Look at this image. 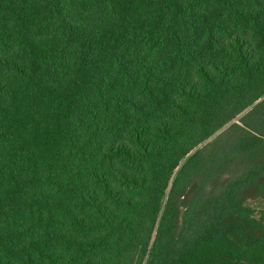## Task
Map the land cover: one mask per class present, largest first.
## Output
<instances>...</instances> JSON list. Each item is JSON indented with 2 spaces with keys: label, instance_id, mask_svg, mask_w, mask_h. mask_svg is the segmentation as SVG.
<instances>
[{
  "label": "trees",
  "instance_id": "trees-1",
  "mask_svg": "<svg viewBox=\"0 0 264 264\" xmlns=\"http://www.w3.org/2000/svg\"><path fill=\"white\" fill-rule=\"evenodd\" d=\"M256 201L264 0H0V264H264Z\"/></svg>",
  "mask_w": 264,
  "mask_h": 264
},
{
  "label": "rangeland",
  "instance_id": "rangeland-1",
  "mask_svg": "<svg viewBox=\"0 0 264 264\" xmlns=\"http://www.w3.org/2000/svg\"><path fill=\"white\" fill-rule=\"evenodd\" d=\"M214 135H212L211 137H209L208 139H206L205 141H203L200 145H198L197 147H201L203 144H205L206 142H208L211 138H213ZM191 153V152H190ZM189 153V154H190ZM254 205L258 206L259 208L264 210V201H256L254 203Z\"/></svg>",
  "mask_w": 264,
  "mask_h": 264
}]
</instances>
